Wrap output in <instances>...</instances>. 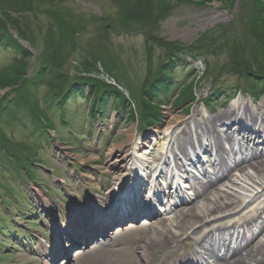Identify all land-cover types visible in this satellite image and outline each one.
I'll return each instance as SVG.
<instances>
[{
  "label": "rangeland",
  "instance_id": "obj_1",
  "mask_svg": "<svg viewBox=\"0 0 264 264\" xmlns=\"http://www.w3.org/2000/svg\"><path fill=\"white\" fill-rule=\"evenodd\" d=\"M7 1H13L15 7L0 10V30L29 51L28 77L34 76L41 67L40 62L47 60L51 53L52 31L56 39L63 40V50L59 54L62 72L69 79L97 78L116 87L124 96L122 103L134 114L132 119L130 113L121 112L119 105L114 106L115 98L109 97L104 110L109 109L103 110L105 115L99 117L102 110L96 106L94 111L98 118L93 119L92 106L90 108V102L86 101L89 98L84 90L82 96L69 98L64 112L54 113L56 128L47 131L49 141L38 148L41 132L31 139L28 135L30 126L21 123L24 120L20 119L17 124L9 120L11 112L0 113V216L7 213L9 207L14 214L15 227H23L25 222L32 226L37 223L28 221L30 209L34 211L30 192L48 204L46 196L58 198L56 193L60 189L68 191L66 196L70 193L82 200L92 196L95 204L96 199L105 198L113 186V174L106 165L109 151L125 143L130 146L144 138L150 139L152 130L161 128L170 116L181 117L176 128L177 143L183 139V122L193 110L199 115L195 123L201 124L214 119L223 110L242 107L248 111L247 119L264 118V86L257 87L249 79V83H245L249 77H241L230 68V62L238 60L239 65L244 64L239 68L241 71L248 67V73L264 76V56L261 55L264 52V0H147L148 8L141 4L138 6L141 13L137 14L134 11L136 0ZM119 1L125 5L120 6ZM124 9H127V15H124ZM14 23L20 27L25 39L19 37ZM3 41L0 42V72L20 55L19 50L5 47ZM200 45H204L202 49H199ZM168 58L175 66L167 70L171 79L168 78L165 89L159 87L158 94L150 98L155 113L148 124L138 113L140 86L148 75L150 79L156 75ZM85 64L89 73L82 72ZM189 86L191 99L185 91ZM252 87L254 93L249 91ZM45 89L42 87L41 91ZM30 91L35 89L31 87ZM9 92L1 90L0 100ZM10 98L2 101V109L9 107ZM59 116L75 128L73 133L88 134L87 141L76 139L65 131L66 128L62 129L58 124H64V121H60ZM87 120L91 128L84 132ZM131 129L134 131L130 138L128 131ZM252 139L258 142L255 137ZM17 142L30 143L34 150L37 148L41 160L35 166L32 164V172L28 169L24 173L26 179L19 176L23 171L20 173L13 166L17 160L10 146ZM224 144L225 147L231 145L230 142ZM75 145L77 147L72 148ZM263 148L258 150L264 151ZM31 175L35 176L34 180L29 177ZM62 193L60 199L64 198ZM263 211L264 198L204 225L196 226L195 219H188L176 234L171 233L166 242L159 243L145 241L153 229L152 224L129 226L119 233L120 230H113L111 241L105 247L85 252L73 264H161L176 255L186 258L195 249V243L201 242L210 232L223 231L231 225L239 227ZM53 224L54 220L49 222L50 226ZM161 226L166 227V223ZM26 229L33 232L29 227ZM23 237L20 235L19 239ZM174 246L175 253L171 254ZM0 264L44 263L36 253L18 247L4 227L0 229Z\"/></svg>",
  "mask_w": 264,
  "mask_h": 264
},
{
  "label": "bare ground",
  "instance_id": "obj_2",
  "mask_svg": "<svg viewBox=\"0 0 264 264\" xmlns=\"http://www.w3.org/2000/svg\"><path fill=\"white\" fill-rule=\"evenodd\" d=\"M195 113L193 110L184 120L179 143L176 128L181 117L174 115L161 128L152 130L150 139L130 146L125 143L109 151L106 165L114 185L98 205L116 204L110 206L112 216L106 220L118 219L112 221L120 223V219L149 216L153 229L145 241L159 243L166 242L171 233L176 234L188 219H195L196 226L204 225L264 198V151L258 150L264 147V118L247 119L248 111L242 107L223 110L201 124L195 123L199 117ZM133 131H128L130 138ZM252 137L258 142H253ZM224 142L231 145L225 147ZM191 162L199 167L202 180L189 176L190 181L193 179L189 186L176 184L174 180H180L176 179L177 172L181 175L180 169L185 170ZM168 180L171 186L165 189ZM165 191L169 202L159 204L157 211L152 199ZM163 222L166 227L161 226ZM216 233L196 243L190 264H207L212 259H223L222 264H264V211L232 232ZM230 248L231 253L225 257Z\"/></svg>",
  "mask_w": 264,
  "mask_h": 264
},
{
  "label": "trees",
  "instance_id": "obj_3",
  "mask_svg": "<svg viewBox=\"0 0 264 264\" xmlns=\"http://www.w3.org/2000/svg\"><path fill=\"white\" fill-rule=\"evenodd\" d=\"M1 1V11L4 7H15L13 1ZM120 1L118 2V4L120 6H124L125 2L123 1L124 3H121ZM134 4V8H137L134 11L135 14H137L140 12V8L138 6H142L145 4L147 9L150 3L147 0H136ZM124 15H127V9H124ZM53 18L55 19L54 16ZM13 25H15V28L18 29L20 33L19 37L25 39L24 33L22 32L20 27L17 26V23H14ZM2 39L4 40L2 44H5V47L13 48V50L17 49V51L19 50L20 55L19 57H15L13 59V64L10 63L9 67L4 68L0 72V91H10L9 93L4 94V96L0 100V113H4V111L6 110L8 111V113L11 112V116H9L11 119L9 120L17 124L20 123V119L24 120V122L21 123L27 124L24 126H30L28 135L29 137H31V139L33 138V136H35L36 133L41 132L38 139L39 144L36 143L38 148H40L41 143L48 140L47 131L54 130L56 128V123L54 121L56 120L57 116L54 119V113H59L61 111L64 112L67 108V101L69 100V98H71L73 95L82 96L84 94V90H86L85 96L89 98L86 99V101L88 103L90 102V108L92 106V111L90 110V113L92 114V117H94V119L97 115V112L94 111L96 106L98 107V110L101 109L103 112L106 105L105 103L109 99V97L115 98L116 102L114 106L119 105L123 112H126V114L130 113L132 119L134 118L133 111L130 108L127 109V105L125 103H122L121 100H124V96L116 87L108 85L97 78L78 77L69 79L68 76L62 72L61 68L63 64L61 62V59L59 58V54L63 50V40L61 38L58 39V37L56 39L52 31L50 33V41H52L50 49L52 51L46 57L47 60H43L42 62H40L39 66L41 67L35 71L34 76L32 77H28L27 75V70L29 68V61H27V59L30 57L29 51L19 46L14 39L2 33V31L0 30V42L2 41ZM202 46L204 45H200L199 49H202ZM261 55L264 56V52H262ZM237 61L238 60H234L232 63L230 62V68L233 73L239 74L241 77L248 76L249 78H247V82L245 83H249V81L252 80L251 83H256L257 87L260 85L264 86V76L258 75L259 73H248V67H245V70L241 71V69L239 68L240 66H244V64L239 65ZM84 66H86V64ZM174 66V61L172 59L169 60L168 58L165 63L163 62L162 68L156 75H154L151 79L150 75H148L146 77V80L141 84V95H139V100L141 102V105L139 104V106L141 107L139 108L138 113L141 117L140 119L144 120H142L143 122L151 124V117L155 113V106H150V104H152L150 98H154L158 94L157 92H159V87L165 89V83L168 82V78L171 79V77H169L170 72H168L167 70L174 68ZM106 68L107 67L105 65V69ZM82 72L89 73V68L85 67ZM31 87L35 89L34 92L30 91ZM42 87H44V89L46 88L47 90L45 89V91H41ZM253 88L254 87H252L250 90L248 89L250 93H254ZM190 89L191 86L187 87L185 91L191 99ZM183 95L185 97V94ZM8 97H11L9 100L10 104L9 107L7 105L4 110L2 109V101L6 100ZM184 97H182V99ZM58 118L60 121H64V124H58L60 127H63L62 129L66 128L65 130H67L69 134H75L73 133V130L75 129L73 126L71 127V125L63 120L62 117L60 118L59 116ZM29 145L24 142H17L10 146L13 147V151L15 153H12L17 160V162H15L13 166L20 173L23 171V173L19 176L24 179H26L24 173H27L28 169L29 172H32V164H34L35 166L41 161H39L38 159V149L36 148V150H34V148L30 147ZM2 148L4 147L2 146ZM29 177L33 180L35 179L34 175H31Z\"/></svg>",
  "mask_w": 264,
  "mask_h": 264
}]
</instances>
